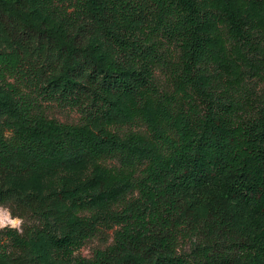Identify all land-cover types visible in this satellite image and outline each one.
Returning a JSON list of instances; mask_svg holds the SVG:
<instances>
[{
  "label": "trees",
  "instance_id": "16d2710c",
  "mask_svg": "<svg viewBox=\"0 0 264 264\" xmlns=\"http://www.w3.org/2000/svg\"><path fill=\"white\" fill-rule=\"evenodd\" d=\"M0 33V173L91 164L42 195L0 184L27 221L4 229L0 261L264 264V96L244 88L264 75V0H16ZM135 122L144 131H122ZM104 230L107 246L74 255Z\"/></svg>",
  "mask_w": 264,
  "mask_h": 264
},
{
  "label": "rangeland",
  "instance_id": "374dc122",
  "mask_svg": "<svg viewBox=\"0 0 264 264\" xmlns=\"http://www.w3.org/2000/svg\"><path fill=\"white\" fill-rule=\"evenodd\" d=\"M16 0H0V4L5 6H13ZM10 47L9 41L7 38L0 33V48L8 49ZM172 49V47H171ZM103 56L101 57V61H103ZM155 78L159 83L163 84L165 82V74L162 70L157 69L155 72ZM246 95H249L250 98L255 100H260L264 96V75L262 78L257 77H247L245 81ZM244 90V89H243ZM5 89L0 83V96L5 95ZM39 107L44 113L53 117L62 122L75 123L80 119V113L76 110L75 107H70L65 104H61L56 101H48L39 98ZM0 116H4L1 114ZM122 131H144L145 127L138 122L131 124H124L121 126ZM106 165H116L118 164L117 159L110 157L106 158L102 161ZM91 164L88 160H81L78 163H75L70 166H66L61 168L55 172H49L44 175H33V174H19V173H0V184L5 188H12L19 196H23L27 193H35V194H45L51 190H57L62 186H75L83 181L90 173ZM11 205L12 208L17 209L16 205H14V201H10L5 205H0V208H6L9 210L7 206ZM10 211V210H9ZM252 208L249 207L247 209L242 210L241 212L245 215L252 213ZM13 216V215H12ZM15 217V216H13ZM26 220L24 219V222ZM27 222V221H26ZM0 238L1 242L6 241V237L4 235V230H0ZM112 240L111 230H104L102 232L95 233L85 239L83 243L74 251L75 256H82L85 258H89L93 255L94 251L97 249H103L107 246ZM195 241L188 240L183 244V247L186 249L188 247H192ZM134 261L137 264H144L143 259L139 255H132ZM0 264H9L6 261H0ZM41 264H58L56 261L49 260L48 262H41ZM235 264H241L239 261Z\"/></svg>",
  "mask_w": 264,
  "mask_h": 264
},
{
  "label": "clouds",
  "instance_id": "9594fccd",
  "mask_svg": "<svg viewBox=\"0 0 264 264\" xmlns=\"http://www.w3.org/2000/svg\"><path fill=\"white\" fill-rule=\"evenodd\" d=\"M23 225L24 219L22 217H13L8 209L0 208V230L9 229L22 233Z\"/></svg>",
  "mask_w": 264,
  "mask_h": 264
}]
</instances>
